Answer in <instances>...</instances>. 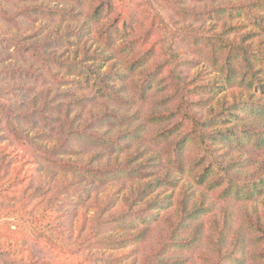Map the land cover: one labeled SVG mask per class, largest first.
I'll use <instances>...</instances> for the list:
<instances>
[{"label": "rangeland", "instance_id": "rangeland-1", "mask_svg": "<svg viewBox=\"0 0 264 264\" xmlns=\"http://www.w3.org/2000/svg\"><path fill=\"white\" fill-rule=\"evenodd\" d=\"M73 2L67 8L73 6ZM144 2L161 17H157L160 22L181 30L173 45H181L184 50L179 55L177 68L170 73L176 74L171 83L178 79L180 85L182 75L185 87L181 86L180 90L187 92L184 96H173L174 89L167 79L169 71L165 68L164 73L156 77L155 88L149 90L144 99L138 98L140 90L134 87L136 82L144 80L158 63L166 60L163 39L157 37L154 47L158 50L151 51L148 67L128 72L123 70L118 56L116 60L112 56L103 59L102 54L110 53L108 50L100 52L99 42L85 34V30L92 27L89 20H58L51 25L50 20L44 18L33 26L22 9V0H0V264H264V190L241 201L225 199L216 189L196 186L193 177L189 178L195 173L185 176L178 173L177 183L167 182L162 188L152 184L144 198L146 201L139 202L133 210L135 215L146 212L153 218L147 225H138L140 222L129 217L127 229L116 232L122 236L119 240L125 242L120 249H95L90 243L94 238L92 226L102 213L107 216L128 212L139 185L163 176L166 164L169 171L174 172L170 163H166L172 148L167 139L171 122L151 119L173 110L176 106L173 97L180 105V116L215 119V129L242 130L261 125L259 118L248 109L237 110V105L242 103L263 102L261 90L232 86L224 81L217 72L220 65L212 61L218 58V53L211 55L212 60L199 57L194 66L187 64L189 54L194 51L193 40L187 42V37L217 32L223 38L237 31L234 34L250 49L263 51L264 34L249 26L232 30L231 26H236L243 17L216 21L212 15L208 16L207 8L252 3L257 4L256 11L264 15V2ZM171 2L186 12L173 14ZM34 27L41 30L30 36ZM3 38H8V42L4 43ZM46 41L49 45L36 49L35 57L30 44L42 45ZM14 43L20 48L16 50ZM41 52L49 57L38 59ZM108 61L116 63L115 66L109 67ZM75 63L83 64L90 74L113 72L111 81L121 76L116 82L121 87L119 93L123 94V102L108 98L95 84L96 79L93 83L94 75L89 76V81L76 77L79 73L68 65ZM251 69L254 77L264 79V65L254 62ZM163 75L165 78L160 79ZM230 112L244 120L236 121ZM198 122L186 121L182 131L173 136L193 130ZM135 128L137 133L127 136L126 131ZM248 137L241 135L239 141L230 140L232 144L222 140L215 143V153L224 152L225 162L229 158L241 162L235 170L241 180L264 174V147L256 146ZM104 139L108 143L106 148ZM34 153L78 162L95 170L123 164L129 157H138V162H134L142 165L138 175H108L101 186L89 176L67 178L59 176L61 172L44 169L43 164L33 160ZM180 154L184 168L191 169L197 165L198 156L204 155L205 161L210 157L207 152L202 154L201 147L191 141ZM72 180L77 182L78 188H83L82 199L74 198L72 192L70 197L62 193L64 184ZM49 186L54 187V192H48ZM51 196L54 199L48 201ZM64 198L69 202L61 203ZM110 199L113 201L111 209L104 210ZM15 204L16 209L23 206L18 213L20 228L17 220L8 218L9 208ZM204 207L209 211L194 213ZM16 223L18 229L14 230ZM100 230L106 231L103 227ZM135 235L139 242L131 244L128 240ZM158 250L159 254H155ZM224 251L233 253L224 257ZM95 256L101 261L97 262Z\"/></svg>", "mask_w": 264, "mask_h": 264}, {"label": "trees", "instance_id": "trees-1", "mask_svg": "<svg viewBox=\"0 0 264 264\" xmlns=\"http://www.w3.org/2000/svg\"><path fill=\"white\" fill-rule=\"evenodd\" d=\"M34 2L38 4H27L28 2ZM72 0H22L24 2L22 4L23 11L27 12V15L30 17L31 22L39 23L40 20H50L51 25H54V22H66V21H78L80 19L89 20L92 25L91 28L85 30V34L88 36H92L96 41L101 45V51L108 50L110 54L103 55L104 60H108L111 56L114 60L117 59V56L122 59H117L121 61V65L124 71L131 70L132 72H136V70L142 68L145 69L148 67L150 62L151 51H157L158 47H154L156 44L157 37L164 40L165 47L167 48V57L166 60H162L158 63L154 70H151L148 73L144 80L141 82H136L135 86L140 90V94L138 98L144 99L149 90L155 88V79L164 73V69H167V79L171 83V80L175 75H171L170 71L174 70L177 65L178 58L180 57L181 51L184 48L179 45H173V43L178 39V34L181 30L174 29L169 27L167 22H160L156 16L155 10L151 11L148 4L144 2V0H74L73 6L67 8L69 3ZM216 2L217 0H213ZM264 2V0H262ZM53 3V4H52ZM85 3V7L83 6ZM217 4V3H216ZM51 5L54 7L51 9ZM174 9L173 14L183 13L186 10L179 5L173 4L171 5ZM59 7V8H58ZM257 4L252 3H243L237 5L228 6L223 5L221 7L217 6H209L207 9L208 16L212 15L215 20L227 19L229 20H238V17H243L242 21H240L236 26H231L232 30H236L239 28L244 29L245 26H249L254 29L257 33L264 34V15L259 14L256 11ZM260 7V6H258ZM78 8V10H75ZM215 12L216 15L212 13ZM148 13L150 16H148ZM169 14V12H167ZM172 14V15H173ZM35 15V16H32ZM161 18V17H160ZM170 21V20H169ZM215 24V22H214ZM94 25V26H93ZM164 25V26H163ZM150 29L154 30V34L150 31ZM28 30H30L28 28ZM41 27H34L33 30H30V36L36 35L37 32H40ZM162 30L164 32H162ZM228 30V29H227ZM150 31V32H149ZM233 33L230 35L233 36H219L216 33L205 34L200 36H191L187 37V42L193 40L194 51L189 54V60L187 64L190 66H194L197 61V58L201 57L205 59H211V55L213 53H218V58L212 60L215 64H219L220 67L217 68V72L221 76H223L224 81L229 84L242 87L244 86L250 87L248 89H252L255 87L258 91L261 90V93L264 94V79L261 77H254L255 72L251 69L254 62L258 63L259 66L264 65V50L259 51L255 49H250L245 42H242L234 33L237 31H232ZM221 33V32H220ZM214 34L216 37L214 38ZM29 35V34H28ZM49 35V34H48ZM47 35V36H48ZM8 37V35L5 34ZM4 36V37H5ZM183 38L184 37L183 35ZM166 40V41H165ZM197 40V43H194ZM4 43L8 42V38H3ZM48 42H43L42 45L40 43H31L30 50L33 55L37 57L36 49L45 48L44 45L48 46ZM249 46L251 45L248 43ZM2 48H4L2 46ZM14 48L17 50L20 48L18 43H14ZM41 56L38 59H46L47 56L44 52H41ZM113 60V61H114ZM198 60V59H197ZM113 61H108L109 67L115 66L116 63ZM69 67H73L77 71L76 77H81L85 81H89L90 75H94L93 83L96 79V83L98 84L101 91L105 93V95L115 101L123 102L122 95L119 93L121 87L117 86V80L121 77L118 76L114 81H111L113 77V72L110 74H100V73H88L87 67L83 64H68ZM166 75L161 76L164 79ZM171 76V77H169ZM179 76L180 82L182 85L178 83V79L176 82L171 83V88L173 96L182 94L184 96L186 93H182L180 88L181 86L185 87L184 79ZM222 78V77H221ZM159 81V80H158ZM157 81V83H158ZM94 84V85H95ZM132 84H134V80H132ZM247 89V88H246ZM135 96V93H134ZM173 97V102L175 101L176 106L174 109L168 112H161L158 117H151L152 120H161L163 122L170 121L171 126L168 128L167 139L168 143L171 142V149L169 154H167L166 163H170L174 172L169 171V167L167 164L165 165L164 175L161 177L155 178V180H148L144 185L141 184L138 186V192L130 202V208L126 213L113 214L110 213L107 216H104L103 213L96 219L94 227V231L92 232L94 238L91 239V245L95 249H120L121 245L125 244V242L120 241L122 236L117 235L116 232H120V230L127 229L128 226V218L131 217L132 220H137L140 222L138 225H147L149 220L153 218L152 215L144 212L138 213L133 210L134 206L143 203L144 198L147 197V194L151 191L152 184H156L159 188H162L167 182L177 183L178 173L180 175H192L189 178H192V182L195 183L196 186H207L208 189H216L217 193L227 199L229 197L232 199H236L241 201L242 199L251 197L255 192H262L264 190V174L254 179L250 180H241L239 177V173L235 172L236 167L241 164L238 160L233 158H229L225 162L224 152H216L215 143L217 140L225 141L227 144H232L230 140L236 139L237 141L241 140V135L249 136V139H253V144L258 147H264V101L263 102H247L242 103L241 105H237V110L248 109L250 113H254L255 117L259 118L258 123L260 126L251 127V129H242L237 130L236 128H224V129H215V119L211 118H189L185 115L178 114V108L180 105L177 103L176 99ZM232 117L235 118L236 121H243L244 117L239 116L238 114L229 113ZM115 115V114H113ZM148 115V114H147ZM116 116V115H115ZM199 121L197 123L198 126H195L193 130L182 132L177 136H173L175 132L182 131V127L186 125V121ZM226 121V120H224ZM175 124H177L175 128ZM137 128L126 131L127 136H134L137 133ZM178 134V133H177ZM105 140V139H104ZM51 141V140H50ZM109 141V140H108ZM112 143L114 140H111ZM194 142L201 147L202 154L207 152L210 157L208 161H205L204 155L198 156L197 165L194 169L189 167L184 168V162L182 160L180 151L185 148L187 142ZM105 148L107 146V141L105 140ZM251 142V141H250ZM104 150V148H101ZM58 154V153H57ZM33 160L40 165L43 164L44 169L52 170L53 173L61 172L59 176L64 177H78L81 179L82 177H92L94 181H98L97 184L101 186L104 185L103 181L107 178L108 175H128V177H132L140 173L139 168L142 165H138L137 158L129 157L125 163L118 164L113 167H109L105 170L101 169H92L90 167L83 166L84 164L78 162H71L62 159L53 158L47 154H35L32 155ZM134 159V160H133ZM161 161H163V157H161ZM129 162H132L131 165ZM188 172V173H185ZM81 181V180H79ZM77 182L72 180V182H66L62 187V193L66 195V197H70V192L74 193V198L82 199L83 188L77 187ZM174 187V186H171ZM77 188V190L75 189ZM54 187L49 186L48 192H54ZM51 198L54 199L53 196L49 198L48 201H51ZM60 196H58V200ZM61 203H66L69 201H65L67 199H62ZM161 201V200H160ZM73 203V202H72ZM58 204V203H57ZM56 204V205H57ZM113 205V201L110 199L104 205V210H110ZM17 204L11 206L9 208L8 218H12L13 221L19 223L20 228V216L18 215L20 209L23 207H19L16 209ZM103 207V206H102ZM163 207V206H162ZM147 210V209H146ZM144 210V211H146ZM77 210H74L76 212ZM206 212L209 211L208 208H197L194 213L197 212ZM192 215V212L189 214ZM35 218L31 221L33 222ZM18 223L15 224V229H18ZM4 224V223H3ZM135 226V224H132ZM36 228V226H34ZM105 228V232L100 230V228ZM100 230V232H99ZM131 244H136L139 242L138 235L133 236V239L128 240ZM127 243V242H126ZM160 250V249H159ZM159 250L155 254H159ZM165 250V247H164ZM162 253V251H161ZM232 251H224L222 254L224 257L231 255ZM223 257V258H224ZM96 261H101L95 256ZM105 260V259H104Z\"/></svg>", "mask_w": 264, "mask_h": 264}]
</instances>
